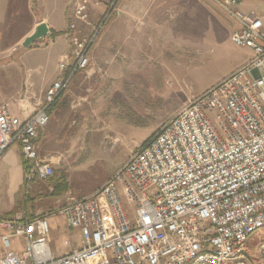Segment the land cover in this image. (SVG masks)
Segmentation results:
<instances>
[{"label":"built area","instance_id":"2783aa9c","mask_svg":"<svg viewBox=\"0 0 264 264\" xmlns=\"http://www.w3.org/2000/svg\"><path fill=\"white\" fill-rule=\"evenodd\" d=\"M207 1L236 26L230 42L252 56L188 99L91 195L31 218L0 220V264H264V240L253 257L246 251L251 235L264 228V15L240 12L239 0ZM90 5L100 4L75 3L63 34L71 60L59 70L69 66L71 75L87 69L113 8L89 23ZM76 22L85 24L84 37ZM68 80L54 82L44 105L25 118L0 105V162L19 145L26 190L53 176L52 164L38 157L37 140ZM118 187L134 206L133 220ZM53 216L79 232L78 246L64 239L62 255L47 243ZM13 238L22 241L20 253L11 250Z\"/></svg>","mask_w":264,"mask_h":264},{"label":"crops","instance_id":"0c3cea01","mask_svg":"<svg viewBox=\"0 0 264 264\" xmlns=\"http://www.w3.org/2000/svg\"><path fill=\"white\" fill-rule=\"evenodd\" d=\"M77 1L25 0L21 10L27 15V22L21 23L19 15L10 19L22 29L21 33L14 32L11 36L14 38L13 44H19L23 52L16 62L0 65V105L9 104L10 114L20 118L29 116L44 105L45 94L54 82L69 79L65 89L48 108L49 122L38 135V157L52 164L53 176L44 183L35 181L32 184L28 195L31 206L21 211V215L30 218L59 207L71 199L87 197L93 192L94 189L82 196L73 197L67 191L63 178L57 181L55 174L64 166L71 165L67 158L73 153V146L78 151L75 162L79 164L83 159L79 153L83 152L82 148L86 142H90L95 150H99L103 140L108 141L114 137V106L129 99V86L127 91L121 90L118 82H124L121 78L137 80V77L146 76L150 54L154 51L153 46L168 48V38H187L195 18L198 21L211 19L212 24L216 25V12L220 13L207 0H95L100 5L89 6V23L97 22L102 14L109 10L110 3L113 4V8L109 10L111 19L105 24V31L102 30L103 33L101 32L90 52L87 70L71 75L69 66L61 71L59 64H69L71 60L70 42L63 34ZM9 3L10 0L0 1V41L2 37H6L1 27L9 14ZM237 10L262 16L264 0H239ZM228 21L230 26L227 34L230 40L236 26ZM41 23L47 26L49 35L28 48H23V41L32 35ZM76 27L81 31V37H84L87 33L83 30L85 24L76 22ZM164 34L167 38L162 39ZM172 41L174 42V39ZM237 50L234 64L199 94L242 66L252 56L248 49ZM1 52L5 54L6 50ZM23 167L20 147L13 144L0 162V184H6L14 198L10 207L0 209V220L13 218L11 214L17 212L18 208H23V203L27 201L22 199L21 193ZM58 219L63 218H49V233L51 229L58 231ZM65 228L63 235L66 234V239H80L77 230H69L66 224ZM3 234L5 232L0 230V236ZM22 248V241L13 238L11 250L20 253ZM63 250L68 251L65 248ZM54 253L58 255L55 250Z\"/></svg>","mask_w":264,"mask_h":264},{"label":"rangeland","instance_id":"374dc122","mask_svg":"<svg viewBox=\"0 0 264 264\" xmlns=\"http://www.w3.org/2000/svg\"><path fill=\"white\" fill-rule=\"evenodd\" d=\"M23 4L25 0H10L9 14L1 27L6 37H2L0 41V65L16 62L23 52L19 44L17 46L13 44L14 38L11 36L14 32L21 33L22 29L17 23L13 24L10 21L11 18L19 15L21 23L27 22V15L21 10ZM17 12L19 14H16ZM110 19L111 16L105 24ZM216 19L214 25L211 19L198 21L195 18L187 38L186 36L168 38V48L153 46L154 51L151 50L153 52L150 54L151 60L148 61L146 76L137 77V80L121 78L124 82L117 81L121 90L127 91L129 86V99L114 106L116 108L112 115L114 137L108 141L103 140L99 150H95L90 142L83 143V152L79 153L83 159L79 164L75 162L78 151L73 146V153L67 158L71 165L64 166L55 174L57 181L63 178L70 195L79 197L93 189V192L98 189L132 153L137 152L152 138L160 126L166 123L188 99L197 96L203 88L223 75L234 64L238 48L228 40L229 21L217 12ZM83 30L87 32L86 27ZM164 37L166 34L162 35V39ZM3 50H6L5 54L1 52ZM22 186V199L27 201L23 203V208H16L17 212H13L12 216L21 215L22 209L31 206L28 195L32 186L29 190L24 188L23 183ZM118 190L126 214L130 220H133L134 206L123 198L120 187ZM13 198L10 188L6 184L5 186L0 184V209L10 207ZM56 221V228L60 232L51 229L47 243L53 252L55 250L60 255L64 252L63 241L67 236L63 235L66 229L64 219ZM67 239L72 246H78V238ZM263 240L264 228L251 235L246 244L248 256H254L255 248Z\"/></svg>","mask_w":264,"mask_h":264},{"label":"water","instance_id":"95a60500","mask_svg":"<svg viewBox=\"0 0 264 264\" xmlns=\"http://www.w3.org/2000/svg\"><path fill=\"white\" fill-rule=\"evenodd\" d=\"M48 35H49V29L47 28L45 24L41 23L35 28L34 33L23 41L22 47L28 48L31 44L42 40Z\"/></svg>","mask_w":264,"mask_h":264},{"label":"bare ground","instance_id":"6f19581e","mask_svg":"<svg viewBox=\"0 0 264 264\" xmlns=\"http://www.w3.org/2000/svg\"><path fill=\"white\" fill-rule=\"evenodd\" d=\"M31 186H32V184H31ZM85 198V197H84ZM55 208H53L52 210H54Z\"/></svg>","mask_w":264,"mask_h":264}]
</instances>
